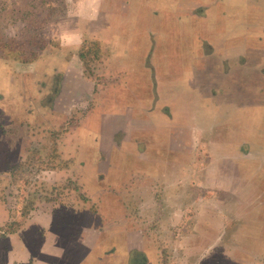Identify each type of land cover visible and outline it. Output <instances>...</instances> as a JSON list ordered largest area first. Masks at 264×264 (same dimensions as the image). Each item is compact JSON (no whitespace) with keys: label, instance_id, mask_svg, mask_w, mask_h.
<instances>
[{"label":"rangeland","instance_id":"374dc122","mask_svg":"<svg viewBox=\"0 0 264 264\" xmlns=\"http://www.w3.org/2000/svg\"><path fill=\"white\" fill-rule=\"evenodd\" d=\"M82 3L83 0H0V119L6 124L25 121L30 125H57L69 113L81 81L73 72L69 73L63 59L51 53L58 49L65 54L69 51L63 48L62 35L73 23L84 26L79 23L82 19L71 17L78 13L77 8H81ZM90 4L95 11L90 14L89 23L103 30V34L84 33L85 38H90L86 40L101 44V57L94 61L98 87L110 86L115 90L125 83L120 77H114L117 76L115 73L108 71L104 74L108 57L112 70L122 71L127 76L131 72L132 78L145 80L143 84L128 83L126 91L114 92L119 95L118 104L105 113L109 115L111 126L118 124L120 118L125 120L121 111L123 99L134 112L136 98L140 103L148 101L144 90L150 89L149 80L155 78L176 115L166 126L154 122L157 126L149 135L158 131L152 135V144L158 141L160 149L167 151L165 147L172 137L188 139L187 134L193 137L198 134L203 142L213 144L210 148L214 151L210 161L201 163L204 166L191 173L186 168L190 169L192 159L185 153L162 150L154 156L145 153L146 158L141 163L136 161L137 158L124 159L127 157L125 152L127 155L133 152L134 143L140 144V138L135 137V142L121 145L125 150L122 156L116 150L112 152V174L118 180L146 173L161 175L164 182L169 178L176 182L183 177L189 182H205L206 164H211L214 179L224 188H236L239 192L208 199V195L216 194L213 188H208L206 193L198 188L197 192L192 191L187 196L171 193L173 197L157 191L156 202L159 203H149L140 216L141 193L135 178H132L131 185L125 184L117 192L118 197L125 200L123 203L129 204L125 209L118 208V204L108 203L104 194L84 191L78 171L74 176V189L69 179L53 177L41 170L51 166L69 169L73 165L71 161L56 159V130L32 132L25 136L23 132V144L18 148L21 149V159L14 161L12 156L16 151L12 150L9 155L4 146L0 147V227L4 230L0 231V264H38L33 256L28 262L9 263L7 235L13 230L22 234L24 240L23 234L36 233L37 227L28 225L31 218L53 212L51 208L56 203H48L50 199L60 196L68 201L74 192V199L79 200V189L83 202L80 208L78 205L75 211L73 209L76 218L70 220L69 216L73 215H65L68 209L60 207L46 223L50 226L49 232L38 243L37 239L33 242L41 260L60 264L55 260L66 259L68 247L79 235H76L77 230L84 223L101 226L98 224L104 220L105 223L124 222L123 232L128 231L139 241L140 227L157 239H168L166 252L174 256L168 263L185 264V254L180 248L182 237H179V234L186 233L184 221L190 217L189 220H193L192 217L203 209L196 218L198 226L207 229L210 224V228H214L219 209L221 214L227 212L228 225L210 243H206V235L197 233V225H191L199 237V263L264 264V204L259 203L262 197L264 201V169L259 173L254 171L264 164L263 161L259 164L255 156H252L253 160H239L235 149L242 140L251 146V151L260 155L259 159H264V0H92ZM106 40L110 41L111 55ZM210 46L214 50L206 59L202 53L210 51ZM239 56H245V61L238 60ZM35 57L36 61L27 71L13 68L1 59L16 63ZM219 62L222 63L221 70ZM57 85H61V93H57L55 108L49 110V96L56 93ZM128 89L140 91V96L128 92ZM126 95L127 99L123 97ZM99 118H88L80 127L81 132L77 129L79 154L94 166L98 164L99 142L96 138L98 134L99 138L102 136ZM172 127L177 128L173 133ZM6 131L12 133L11 129ZM106 140L100 141L106 144ZM241 150L249 152L248 147H241ZM93 170L92 178L87 180L91 188L95 183L92 179L97 183L104 181L99 180V174ZM174 196H178L177 203ZM60 202L67 204L59 199ZM205 219L210 223L203 225ZM241 232L244 239L240 237ZM212 250L216 253L210 254ZM192 259L198 263L195 257ZM105 260L91 257L85 259L84 264H104Z\"/></svg>","mask_w":264,"mask_h":264},{"label":"crops","instance_id":"0c3cea01","mask_svg":"<svg viewBox=\"0 0 264 264\" xmlns=\"http://www.w3.org/2000/svg\"><path fill=\"white\" fill-rule=\"evenodd\" d=\"M91 1L92 0H83V6L81 8H77L78 13L75 15L72 14L71 16L72 19H76L74 17H77L78 20L82 19L79 20V23L84 26L79 27L76 26L75 23H73V25L70 26V30H68L66 34L64 33L62 35L61 43L64 45L63 48H67L69 51L65 54L64 52H61L58 49L56 52L51 53L63 59L66 62L65 65L69 73L73 72L75 74V77H77L82 83L77 85V88H80L81 90L79 89L76 99L71 104L70 109H68L69 113L65 116L63 121L58 123L57 125L49 123H34L30 125L27 124L25 121L13 125L12 123L6 124L0 119V147L4 146V149L8 150L9 155H11L10 152L12 150L16 151L12 157L14 161H17L22 155V153H20L21 149L18 148H21L23 144L21 138L23 132L25 136L27 134L31 135L32 132L37 133L40 131H44L45 133H47L49 130H56L57 137L56 139H54L58 147L56 159H64L71 161L73 162V165L70 166L69 169H66V167L63 166H51L49 169H47V167H44L41 170H44V172L49 173L48 175L53 177H64L66 180L69 179V181H72L70 182V184L73 186L74 189V176L76 171H78L79 175L77 176L82 178L81 183L83 184L84 191L88 192V190H90L91 192L104 194V197L108 201V203H116L118 204V208L122 209L128 207L129 204L127 205V203H123L125 200L120 199V197H118L117 192L121 188L125 187V184L127 186L131 185V183L134 181L132 180V178H135V184L136 186L140 187V193L142 194H140V216H142V210L148 207L149 203H159L156 202V197L159 196V194L156 193L157 191L160 193L163 192L166 195H171L173 197L174 194L171 193H181L186 194L187 196V194H191L192 191L197 192L198 188H201L202 193H206L208 188H213V191L216 194L211 196L208 195V199H211L218 195L226 196L228 192H230L231 195H234V192H239V189L224 188V186H221L219 182L214 179L211 173V169L213 168L211 164H206L207 172L205 182H189L187 177H183L182 180H177L176 182H173L175 180H171V178H169L164 182L161 178V175L155 176L154 174L146 173H140V176L129 175L125 178L118 180L116 176L112 174V172L110 171L113 166L112 156L114 154H112V152H115L116 150L117 153H120V155L122 156L125 150L122 148L121 145H126L135 142L133 140V138L135 137L140 138V144L134 143L133 152H129L128 155L125 152V155L127 157H124V159L131 157L130 159L133 160L134 158H137L136 161L138 162V160H140L141 163L143 162V159L145 160L146 158L145 153L153 154L154 156L160 150L164 151L163 149H160L158 141L152 144V139H154L152 138V135L157 133L158 130L155 133L152 132L151 136L149 135V132L154 126H157L156 124H154V122H160L162 126H166V124H168L169 122H171L172 119H174L176 114L174 107L170 105L168 96L162 94V92L160 91L159 81L153 78L152 80H149L151 84L150 89L144 90V96L148 98V101L144 102L142 100V102L140 103V99L136 98L137 104H135V106L137 105V109L134 112L128 108L129 106L126 105V101L125 99H123V110L121 111L124 112L123 116L125 120L122 121L120 118L118 124L111 126L109 115L106 116L105 113H109V111L112 108L116 107V105L118 104L116 100L118 101L119 95L114 94V92L120 89H124L126 91V85L128 83L132 82V85L133 82L143 84L145 80H141L137 77L135 78V76L134 78H132L131 72H129L130 75L127 76L126 74L123 75L122 71L112 70V63L109 62L108 57V61L106 64L107 67L105 68L104 74H106L108 71L112 74L115 73L117 76L114 77H120L121 80L125 81V83L119 85L117 87L118 89L115 88V90L112 89L113 87L110 88V86L104 89H100L98 87L99 80L94 70V67L96 65L94 61L98 58V56L99 59L101 57V44L99 42H96L95 40H86L90 38L84 37L85 32H98V34L100 32L103 34L102 29L89 23L90 19H92V16L90 14L95 11L94 8L91 7ZM122 9L125 10L123 6ZM105 39L107 38L105 37ZM106 42L108 43V46L110 48L111 55L112 50L110 47V41L106 40ZM86 46H88L89 49L96 48L97 50L96 57L91 60H88V62H84V60L80 57L81 49L86 48ZM209 49L210 51H208L207 53L201 52L203 55H206V59H209L208 55L211 54V52L214 50V47L210 46ZM1 59L13 68H16L20 71H27L30 70L32 64L36 61L37 58L35 57L30 61H26L24 59L21 62L16 63L13 61H9L5 58ZM238 60L245 61V56H239ZM218 68L219 70L222 69L221 62H219ZM96 86L98 87L97 89ZM56 88V93L52 96H49L51 98L47 105V108L49 110H53V108H55L57 104L56 97L61 93V91H59V88H62L61 85H57ZM58 91L59 94L57 95ZM128 92L133 93L138 97L140 96V91L136 92L135 89H128ZM123 97H125L126 99L128 98L127 95ZM79 104H83L84 106L80 108V106L78 107ZM97 117H100L98 124L102 136L101 138H99L98 134V137L96 138V141L99 142L98 156L96 158L98 160V164L97 166H94L90 163H87L79 154L80 136L77 129L80 130V127L82 126L83 122L88 120V118H92L94 120ZM8 129H11L12 133H8L6 131ZM171 130L173 133L177 130V128L172 127ZM185 131L187 132V129ZM180 132L182 131L180 130ZM17 134H19L18 137ZM118 135L119 137H117ZM187 135L189 140L187 139V137H183L180 139H178L177 137H172L173 139L170 141V144L165 147L167 151L164 152H180L181 155L183 153L188 154L192 161L190 162V169H186L190 170V172L192 173V171L202 168L204 166H201V163L205 164L206 162L210 161V159L214 155V151L210 148V146L213 144L207 141L203 142L198 134L195 137H193L192 134ZM104 138L107 139L106 144H103V142L100 141L101 139L103 141ZM158 139L161 140L162 138L159 137ZM255 143L253 145H255ZM241 147H248L249 152H243L241 150ZM204 148L205 152H202V149ZM235 149L238 152V155L236 154V156L239 157V160H253L252 156H255V160H258L257 162H259V164L262 161L264 164V159H259L260 155H256V152L251 151V146L245 144L244 141L241 140L240 142H238V145L237 147H235ZM63 150L64 152H62ZM103 164H105L104 167H101ZM13 166L14 165H12L11 167ZM260 169L263 170L264 165L256 167V170L254 171H256V173H259L258 171H260ZM92 170L95 174H99V180L103 179L104 181L97 183L92 179V181L95 183H93V187L91 188L87 180L88 177L92 178ZM2 174H4V172H2L1 175ZM170 182L173 183L170 184ZM173 185L175 187H173ZM78 193L79 200L77 201L74 199V192V195L71 196L70 199L69 197L67 198L68 201L66 200V198H60V196L59 198H55L53 200L50 199L48 203H56L55 206L51 208L54 211L48 212L47 214H44L41 217L35 216L31 218V220L28 222V225L32 224L31 227H37L36 233L31 232L23 234L25 236L24 240L21 239L22 234H20L19 232L14 233L15 231H13L11 232L12 234L7 235L6 239H8L10 247L7 255V261L9 259V263H13L15 261L17 263H22L24 261L28 262L29 259H33V256L35 259L38 260V264H51L53 260H51V262L43 261L39 256H37L35 252L36 243L33 242H35L37 239L38 243V240H41L42 237L46 234V232H49L50 226H47L46 223L56 213L57 209H59L60 207L66 208L68 210L65 215H71L73 213V209L75 211V208H77L78 205V208H80L81 203L83 202L80 196V189ZM177 197L178 196H174V202L176 203ZM59 199L64 200L65 202H67V204L63 205V203H59ZM262 200L263 197L260 198L259 203L264 204V201ZM74 201L76 202L73 203ZM202 210L203 209L199 210L194 216V218L192 217L193 220H189L191 219V217L188 216L190 218H187L183 223L185 225L186 233L179 234V237H182V240L180 241L182 242L180 248L184 251L185 254L183 255L186 260L185 264H200L197 254V245L199 242V237L197 235L198 232H202L203 235H206V243L208 244L210 243V241L215 240L216 237L220 235L221 230H223L228 225V223L226 222L227 216H225L227 212L221 214V211L217 209L214 228H210V221L208 219H205L203 224H209L207 229L201 227L200 225L198 226L196 218H198ZM74 216L75 215L69 216L71 218L70 220L75 219L76 217ZM105 222L106 221L102 220V223L98 224L101 226L98 227H95V225L92 226L91 223H84V225H82L81 228L77 230L78 232L76 233V235H79L72 240V243L70 244L71 247H68L64 257L66 259L55 261L60 264H84L85 259L96 257L97 260H104L106 258L104 264H170L168 263L169 260L172 257L174 258V256L166 252L168 251V239L164 240L163 237L157 239L154 234L150 235L149 232L146 233L144 231V228L140 227L139 241L137 238L133 237L128 231L123 232V227H125L126 225L124 222ZM64 223L67 224L66 221ZM236 223L241 224V222L238 221H236ZM191 225L198 226L197 233L194 228L191 227ZM203 229H205V232H203ZM81 232L84 233L83 236ZM190 235H193V237H190ZM240 237L244 239V234L242 232L240 233ZM69 252L72 253L70 254ZM212 253L216 252L212 250L210 254ZM109 257H112L114 259H109ZM192 257H195L196 262L198 263H194Z\"/></svg>","mask_w":264,"mask_h":264},{"label":"trees","instance_id":"16d2710c","mask_svg":"<svg viewBox=\"0 0 264 264\" xmlns=\"http://www.w3.org/2000/svg\"><path fill=\"white\" fill-rule=\"evenodd\" d=\"M97 55V50L96 48L95 49H89L88 46H86V48H82L81 49V52H80V57L84 60V62H88V60H91L93 59L94 57H96ZM4 229V228H2ZM0 231H4V230H1V227H0ZM13 232V230L11 231ZM9 232V233H11Z\"/></svg>","mask_w":264,"mask_h":264}]
</instances>
